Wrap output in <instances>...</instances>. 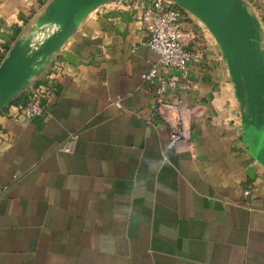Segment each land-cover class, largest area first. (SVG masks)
<instances>
[{
  "label": "crops",
  "instance_id": "1",
  "mask_svg": "<svg viewBox=\"0 0 264 264\" xmlns=\"http://www.w3.org/2000/svg\"><path fill=\"white\" fill-rule=\"evenodd\" d=\"M51 1L0 0V64L40 37ZM149 4L109 0L80 22L46 66L64 59L49 114L9 116L25 92L0 112V264H264V167L228 63L188 15L195 87L159 106L142 78L159 59L143 44Z\"/></svg>",
  "mask_w": 264,
  "mask_h": 264
},
{
  "label": "water",
  "instance_id": "2",
  "mask_svg": "<svg viewBox=\"0 0 264 264\" xmlns=\"http://www.w3.org/2000/svg\"><path fill=\"white\" fill-rule=\"evenodd\" d=\"M109 0H52L39 18L41 39L17 40L0 64V112L73 35L80 22ZM201 20L226 59L241 105L243 138L264 167V49L259 18L243 0H171Z\"/></svg>",
  "mask_w": 264,
  "mask_h": 264
},
{
  "label": "built area",
  "instance_id": "3",
  "mask_svg": "<svg viewBox=\"0 0 264 264\" xmlns=\"http://www.w3.org/2000/svg\"><path fill=\"white\" fill-rule=\"evenodd\" d=\"M243 1L261 19L264 0ZM147 14V36L143 44L157 52L159 59L142 74V78L156 84V102L159 106H171L173 103L166 99L168 96L195 87L189 78V63L199 61L200 55L189 49L183 39L184 24L190 13L171 0H150ZM63 67L64 59H55L27 87L26 101L14 105L15 110L10 109L8 115L15 119L22 116L26 121H31L49 114V103L58 91ZM171 136L177 140L184 137V132L174 127ZM71 138L75 140L78 135ZM64 150L69 152L71 148L65 146Z\"/></svg>",
  "mask_w": 264,
  "mask_h": 264
},
{
  "label": "rangeland",
  "instance_id": "4",
  "mask_svg": "<svg viewBox=\"0 0 264 264\" xmlns=\"http://www.w3.org/2000/svg\"><path fill=\"white\" fill-rule=\"evenodd\" d=\"M264 6V4H262V7ZM263 16H264V9H263ZM264 26V25H263ZM262 32H263V38H264V28H262ZM43 36H40L39 38H37V36L35 35H33V38H34V40L36 41L37 39H41Z\"/></svg>",
  "mask_w": 264,
  "mask_h": 264
},
{
  "label": "trees",
  "instance_id": "5",
  "mask_svg": "<svg viewBox=\"0 0 264 264\" xmlns=\"http://www.w3.org/2000/svg\"><path fill=\"white\" fill-rule=\"evenodd\" d=\"M26 97V96H25ZM26 101V98L24 99V101L23 102H25Z\"/></svg>",
  "mask_w": 264,
  "mask_h": 264
}]
</instances>
